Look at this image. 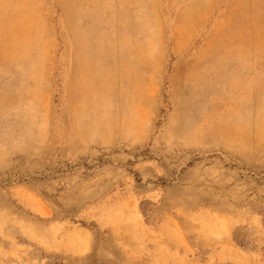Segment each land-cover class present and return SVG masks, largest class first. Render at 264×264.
Masks as SVG:
<instances>
[{
  "label": "rangeland",
  "instance_id": "obj_1",
  "mask_svg": "<svg viewBox=\"0 0 264 264\" xmlns=\"http://www.w3.org/2000/svg\"><path fill=\"white\" fill-rule=\"evenodd\" d=\"M20 4L0 264H264V0Z\"/></svg>",
  "mask_w": 264,
  "mask_h": 264
},
{
  "label": "bare ground",
  "instance_id": "obj_2",
  "mask_svg": "<svg viewBox=\"0 0 264 264\" xmlns=\"http://www.w3.org/2000/svg\"><path fill=\"white\" fill-rule=\"evenodd\" d=\"M14 0H0V47L3 48L9 56L15 57V55H28L33 51L34 43L33 38L36 33L34 27V22L32 20H26L22 11H19L18 8L21 7V4L16 7L17 9H11L10 3ZM17 1V0H16ZM24 1V0H22ZM84 1V0H83ZM86 1V0H85ZM104 1V0H103ZM243 1V0H242ZM106 2V1H105ZM23 3V2H22ZM87 3V2H85ZM94 3V2H93ZM244 3V2H243ZM89 4V3H88ZM97 4V3H96ZM245 4V3H244ZM94 5V4H93ZM96 6V5H95ZM241 7V5H240ZM19 11V12H17ZM33 11V10H32ZM31 12V11H30ZM230 19V18H229ZM11 28V29H10ZM214 33V32H213ZM218 33V32H217ZM222 33V32H221ZM219 33V35L221 34ZM215 34V33H214ZM212 34L207 39L208 43L211 42V46H205L202 48V54L216 50L217 47L215 40L217 39L215 35ZM217 35V34H216ZM221 36V35H220ZM39 37V36H38ZM219 38V37H217ZM220 40V39H219ZM37 44V43H36ZM218 48V47H217ZM176 49V48H175ZM35 50V49H34ZM38 50V49H37ZM36 50V51H37ZM94 50V49H93ZM223 50V49H222ZM88 52V51H87ZM92 52V51H91ZM88 52L90 55L93 52ZM204 52V53H203ZM220 52V51H219ZM37 53V52H36ZM96 56H98V50L95 51ZM94 53V54H95ZM34 54V53H33ZM213 55V54H212ZM35 56V54H34ZM22 57V56H21ZM24 58V57H23ZM98 58V57H97ZM202 58V57H201ZM32 59V58H30ZM99 59V58H98ZM28 60V59H27ZM97 61V60H96ZM4 62V61H3ZM93 62V61H92ZM199 63V61H198ZM91 64V63H90ZM93 64V63H92ZM199 65V64H198ZM93 69V68H92ZM79 93V92H78ZM83 93V92H82ZM80 94L81 95L83 94ZM81 102V101H80ZM79 102V103H80ZM82 103V102H81Z\"/></svg>",
  "mask_w": 264,
  "mask_h": 264
},
{
  "label": "crops",
  "instance_id": "obj_3",
  "mask_svg": "<svg viewBox=\"0 0 264 264\" xmlns=\"http://www.w3.org/2000/svg\"><path fill=\"white\" fill-rule=\"evenodd\" d=\"M96 59H98V58L96 57ZM97 61H99V59Z\"/></svg>",
  "mask_w": 264,
  "mask_h": 264
}]
</instances>
